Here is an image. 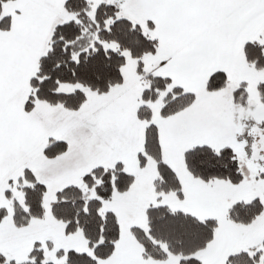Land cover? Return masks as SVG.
<instances>
[{
  "label": "snow or ice",
  "instance_id": "1",
  "mask_svg": "<svg viewBox=\"0 0 264 264\" xmlns=\"http://www.w3.org/2000/svg\"><path fill=\"white\" fill-rule=\"evenodd\" d=\"M0 264H264V0H0Z\"/></svg>",
  "mask_w": 264,
  "mask_h": 264
}]
</instances>
